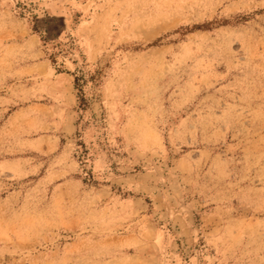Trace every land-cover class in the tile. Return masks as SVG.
I'll list each match as a JSON object with an SVG mask.
<instances>
[{"label":"rangeland","instance_id":"1","mask_svg":"<svg viewBox=\"0 0 264 264\" xmlns=\"http://www.w3.org/2000/svg\"><path fill=\"white\" fill-rule=\"evenodd\" d=\"M0 264H264V0H0Z\"/></svg>","mask_w":264,"mask_h":264}]
</instances>
